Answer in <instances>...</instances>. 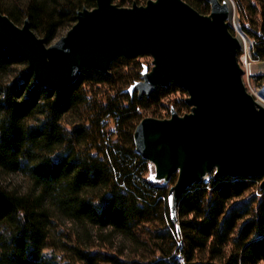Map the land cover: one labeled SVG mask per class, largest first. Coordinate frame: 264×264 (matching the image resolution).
<instances>
[{"label": "trees", "instance_id": "16d2710c", "mask_svg": "<svg viewBox=\"0 0 264 264\" xmlns=\"http://www.w3.org/2000/svg\"><path fill=\"white\" fill-rule=\"evenodd\" d=\"M183 1L209 14L206 0ZM249 1L253 59L264 61V0ZM94 7V0H0V14L16 25L28 19L46 44L75 24L77 11ZM136 59L117 58L109 75L83 69L73 85L51 92L26 69L9 80L26 61L0 46V175L27 183L0 185V264H264L261 179L195 184L171 223L176 176L151 182L133 132L140 111L184 92L171 83L148 98L124 93L140 77ZM178 106V114L189 111L184 101Z\"/></svg>", "mask_w": 264, "mask_h": 264}, {"label": "water", "instance_id": "95a60500", "mask_svg": "<svg viewBox=\"0 0 264 264\" xmlns=\"http://www.w3.org/2000/svg\"><path fill=\"white\" fill-rule=\"evenodd\" d=\"M206 1L209 14L201 15L183 0L130 8L94 0L50 46L28 19L19 27L0 14V46L18 53L47 91L70 87L83 69L109 75L117 58L147 55L151 68L143 66L124 93L148 98L171 83L186 93L189 113L171 108L169 118H144L133 132L135 152L154 168L151 182L168 185L176 176L167 195L174 225L179 198L205 176L261 179L264 188V108L243 83L241 45L229 31L226 1Z\"/></svg>", "mask_w": 264, "mask_h": 264}, {"label": "rangeland", "instance_id": "374dc122", "mask_svg": "<svg viewBox=\"0 0 264 264\" xmlns=\"http://www.w3.org/2000/svg\"><path fill=\"white\" fill-rule=\"evenodd\" d=\"M225 1L231 4L234 12L235 23L233 25H230V21L228 20L229 31L232 33L233 36H236L237 38L241 37L245 41V47L241 48L238 51V57H237L238 62L244 71L243 83L245 85L247 92L251 94L255 100H257V97L260 98L261 100H264V70H263L264 61L253 59V51L256 44L255 41L251 37H249L250 31L254 30L255 27L254 25H256L257 17L254 11L252 10L251 3L249 0H225ZM146 2L139 3L138 6H144ZM113 4L118 6V3H113ZM121 8H130V5L126 4V6ZM22 24L23 23H20L17 26L21 27ZM67 31L68 30L61 31L50 44H47V46H50L58 39L65 36ZM35 34L37 37H39L37 33ZM151 61L152 59L147 55L137 57L136 59L137 63L146 66L148 69L151 68ZM22 69H27V63L24 66H20L13 69L9 80L15 79V76L18 74L19 70ZM137 81H139V79ZM102 90L105 91V88ZM186 97L187 95L185 92L183 94L179 92L172 93L171 95L165 97L161 101V103L158 104L157 106H150L145 111H140L142 119L144 118H154L159 120L167 119L170 116V109L174 108L178 110L179 107L178 103H180V101H184ZM187 113H189L188 110H183V111L181 110V112H179V115L182 116ZM69 118L70 117H68V119ZM150 168L151 167L149 165V175L152 176L153 173L151 172ZM209 178L207 180H204V182H207ZM0 185L3 187H19L20 189L24 190L26 189L27 183L26 180L20 175H0Z\"/></svg>", "mask_w": 264, "mask_h": 264}, {"label": "bare ground", "instance_id": "6f19581e", "mask_svg": "<svg viewBox=\"0 0 264 264\" xmlns=\"http://www.w3.org/2000/svg\"><path fill=\"white\" fill-rule=\"evenodd\" d=\"M226 4H227V7H228V9H229V21H230V25H233V24L235 23V22H234V12H233V9H232L231 4H230L229 2H227V1H226ZM237 39L239 40V43H240V45H241V48H244V47H245V41H244V39L241 38V37H238ZM256 102H257L260 106H262V107L264 108V100H261L260 98L257 97ZM150 167H151V168H150V169H151V172L153 173L154 168H153L152 165H150Z\"/></svg>", "mask_w": 264, "mask_h": 264}, {"label": "snow or ice", "instance_id": "6c2138e0", "mask_svg": "<svg viewBox=\"0 0 264 264\" xmlns=\"http://www.w3.org/2000/svg\"><path fill=\"white\" fill-rule=\"evenodd\" d=\"M204 179H205V180H207V179H208V177H207V176H205V177H204ZM168 200H169V203L171 204V202H172L173 198H172V197H169V198H168Z\"/></svg>", "mask_w": 264, "mask_h": 264}]
</instances>
